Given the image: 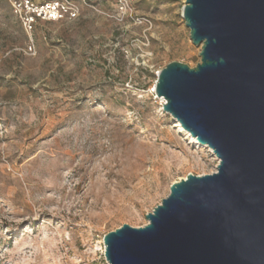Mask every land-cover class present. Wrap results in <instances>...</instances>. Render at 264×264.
I'll return each mask as SVG.
<instances>
[{
    "label": "rangeland",
    "instance_id": "obj_1",
    "mask_svg": "<svg viewBox=\"0 0 264 264\" xmlns=\"http://www.w3.org/2000/svg\"><path fill=\"white\" fill-rule=\"evenodd\" d=\"M29 1L74 17L25 31L20 0H0V264H108L106 234L144 227L173 183L217 172L154 90L201 49L185 0Z\"/></svg>",
    "mask_w": 264,
    "mask_h": 264
},
{
    "label": "water",
    "instance_id": "obj_2",
    "mask_svg": "<svg viewBox=\"0 0 264 264\" xmlns=\"http://www.w3.org/2000/svg\"><path fill=\"white\" fill-rule=\"evenodd\" d=\"M200 63L157 75L163 111L219 161L103 237L108 264H264V0H185Z\"/></svg>",
    "mask_w": 264,
    "mask_h": 264
},
{
    "label": "built area",
    "instance_id": "obj_3",
    "mask_svg": "<svg viewBox=\"0 0 264 264\" xmlns=\"http://www.w3.org/2000/svg\"><path fill=\"white\" fill-rule=\"evenodd\" d=\"M19 3L20 6L26 10V13L23 15L22 12L16 8L17 2H14L15 12L19 15L25 31H31L33 24L39 20L60 21L67 16L74 17V12L59 1H52L40 6L33 5L29 0H20ZM29 50H32V48Z\"/></svg>",
    "mask_w": 264,
    "mask_h": 264
},
{
    "label": "bare ground",
    "instance_id": "obj_4",
    "mask_svg": "<svg viewBox=\"0 0 264 264\" xmlns=\"http://www.w3.org/2000/svg\"><path fill=\"white\" fill-rule=\"evenodd\" d=\"M159 98V97H158ZM161 101H162V105H164V103H165V101H164V99L163 98H159ZM176 121V120H175ZM176 124H177V127L179 128V131L180 132H182L183 134H185L187 137H189L193 142H195V143H197V144H199L195 139H193L190 135H189V133H187L186 131H184L182 128H181V126L178 124V122L176 121ZM202 147H206V146H203V145H201ZM207 148V147H206ZM185 179V178H184Z\"/></svg>",
    "mask_w": 264,
    "mask_h": 264
}]
</instances>
